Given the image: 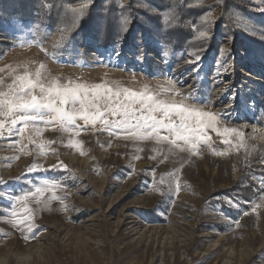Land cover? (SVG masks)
I'll list each match as a JSON object with an SVG mask.
<instances>
[{"label":"rangeland","instance_id":"rangeland-1","mask_svg":"<svg viewBox=\"0 0 264 264\" xmlns=\"http://www.w3.org/2000/svg\"><path fill=\"white\" fill-rule=\"evenodd\" d=\"M247 1L252 11L264 12V0ZM218 14L215 7L202 15V32L215 33L218 48L201 54L144 36L128 46L100 48L83 37L71 40L62 27L0 18L5 84L40 69L45 82L106 83L134 91L147 86L166 101L213 112L235 94L232 119L221 118V127L240 128L245 140L237 149L235 141L225 145L209 129L212 147L181 151L167 142L125 139L100 125L78 128L79 135L51 124L23 136L20 124L11 132L5 128L0 264H264V173L249 171L264 170L258 167H264V64L233 46L224 28L215 30ZM236 27L264 41V25L238 15ZM117 45L119 58L112 55ZM197 55L194 73L197 65L189 61ZM170 81L179 94L168 91ZM189 88L210 103L192 100ZM36 187L49 190L28 197L36 226L29 233L12 222L29 215L14 198Z\"/></svg>","mask_w":264,"mask_h":264},{"label":"snow or ice","instance_id":"snow-or-ice-1","mask_svg":"<svg viewBox=\"0 0 264 264\" xmlns=\"http://www.w3.org/2000/svg\"><path fill=\"white\" fill-rule=\"evenodd\" d=\"M93 3L94 0H86L79 9L74 10L77 18L86 15V9ZM138 3L142 4L143 0H138ZM151 11L152 14H159L162 22H167L163 12L157 9ZM128 23V17H121L122 31H126L124 26ZM200 36L207 39L209 33L201 32ZM112 55L119 58V45L113 49ZM200 59L201 57L197 55L195 60L189 61L197 65L193 69L194 73L199 71ZM176 83L183 85L184 82ZM169 85L168 91L179 94L175 83L170 81ZM188 93L190 98L199 104L210 103L207 100H199L192 93L191 88L188 89ZM229 100L230 103L219 112L205 111L196 105L188 106L183 102L161 99L147 86L144 90L134 91L128 87H113L106 83L87 85L71 82L62 84L58 80L45 82L40 69L36 70L34 76L25 70L23 74L15 75L11 83L5 84V81L0 79V135L5 128L11 132L17 124L22 125L18 129L21 136L26 131L40 134L41 124L59 125L62 129L71 132H76V129L87 125L93 127L100 125L114 130L118 135L123 134L125 139L155 140L158 143L167 142L181 151H199L201 144L212 147L207 136V131L211 129L224 138L225 145H231L235 141L239 149L245 146L244 132L236 127H221V118L231 120L232 110L237 105L235 94ZM78 121H82V124ZM76 134L79 135L78 132ZM80 145L81 141H74V147L79 148ZM43 147L41 145V148ZM215 154L227 155V152L217 151ZM32 170L28 169V171ZM54 186L52 184L49 187ZM49 187H36L34 193L26 192L15 196L14 199L21 202L25 211L29 213L14 219L12 222L16 226H24L29 233H32L36 226L31 222V210L27 206L28 197L33 195L42 197ZM227 203L233 206L239 204L237 201L234 205L232 198H228ZM12 216L17 217V213L13 211Z\"/></svg>","mask_w":264,"mask_h":264},{"label":"trees","instance_id":"trees-1","mask_svg":"<svg viewBox=\"0 0 264 264\" xmlns=\"http://www.w3.org/2000/svg\"><path fill=\"white\" fill-rule=\"evenodd\" d=\"M86 0H0V18L19 19L41 23L49 28L62 27L74 40L83 37L100 48L118 43L128 46L137 36H144L170 45L173 49H190L201 54L203 49H215L216 34L205 39L200 36L202 15L219 8L215 30L228 34L233 46L250 53L264 64V41L239 30L237 16L246 17L264 25V12H254L247 0H94L86 9V15L77 18V10ZM122 5L123 7H121ZM163 12L167 22H162ZM121 17H128L126 31L121 30ZM264 169L263 166H258ZM254 174L263 175L264 170Z\"/></svg>","mask_w":264,"mask_h":264}]
</instances>
